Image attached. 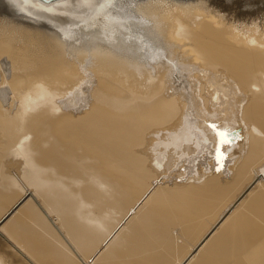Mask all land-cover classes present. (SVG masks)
I'll use <instances>...</instances> for the list:
<instances>
[{"label": "bare ground", "instance_id": "bare-ground-1", "mask_svg": "<svg viewBox=\"0 0 264 264\" xmlns=\"http://www.w3.org/2000/svg\"><path fill=\"white\" fill-rule=\"evenodd\" d=\"M261 3L0 0V264H264Z\"/></svg>", "mask_w": 264, "mask_h": 264}, {"label": "rangeland", "instance_id": "rangeland-1", "mask_svg": "<svg viewBox=\"0 0 264 264\" xmlns=\"http://www.w3.org/2000/svg\"><path fill=\"white\" fill-rule=\"evenodd\" d=\"M263 5H264V4L261 3L260 5H257V6H256V9H255V11H254V12H255V15H256V13H257L258 15H260V14L263 15V14H264V6H263ZM257 7H259V9H258ZM257 9H258L259 11H258ZM261 9H263V10H261ZM186 164H188V163L186 162ZM184 169H185V168H184Z\"/></svg>", "mask_w": 264, "mask_h": 264}, {"label": "snow or ice", "instance_id": "snow-or-ice-1", "mask_svg": "<svg viewBox=\"0 0 264 264\" xmlns=\"http://www.w3.org/2000/svg\"><path fill=\"white\" fill-rule=\"evenodd\" d=\"M225 134L224 133H220V136L223 137Z\"/></svg>", "mask_w": 264, "mask_h": 264}]
</instances>
